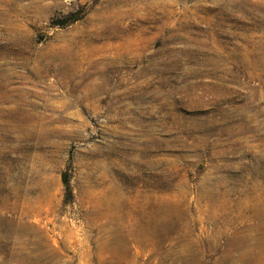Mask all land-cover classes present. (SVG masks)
I'll return each instance as SVG.
<instances>
[{
	"label": "rangeland",
	"instance_id": "obj_1",
	"mask_svg": "<svg viewBox=\"0 0 264 264\" xmlns=\"http://www.w3.org/2000/svg\"><path fill=\"white\" fill-rule=\"evenodd\" d=\"M263 203L264 0H0V264H264Z\"/></svg>",
	"mask_w": 264,
	"mask_h": 264
},
{
	"label": "bare ground",
	"instance_id": "obj_2",
	"mask_svg": "<svg viewBox=\"0 0 264 264\" xmlns=\"http://www.w3.org/2000/svg\"><path fill=\"white\" fill-rule=\"evenodd\" d=\"M253 191V190H252ZM251 192V191H250ZM227 195H229V194H227ZM245 195V194H244ZM258 195L260 196V193H258ZM261 197V196H260ZM217 197H215V200H214V202H218V200L216 199ZM240 198V197H239ZM242 199H243V197H241ZM263 198V197H262ZM257 199H259V197L256 195V194H248L247 195V197H246V200H248V202H252V201H254V200H257ZM241 202H243L241 199H238V204H240V205H238L239 207L241 206ZM255 202V201H254ZM228 203V207L227 206H224L223 207V210L221 211L220 209H219V207L217 206V205H215V207H216V209L217 210H215L217 213L219 212V217H221V216H225L226 214H228V209L231 207L230 205V199L228 198L227 199V201H226V204ZM259 203V202H258ZM252 204V203H251ZM254 205V204H253ZM263 205H264V203H263ZM244 207V206H243ZM252 207V206H251ZM256 209H258V208H256ZM246 210V209H245ZM222 212L223 213H225V214H223V215H221L222 214ZM221 264H228V261H227V259H225V262H222Z\"/></svg>",
	"mask_w": 264,
	"mask_h": 264
},
{
	"label": "trees",
	"instance_id": "obj_3",
	"mask_svg": "<svg viewBox=\"0 0 264 264\" xmlns=\"http://www.w3.org/2000/svg\"><path fill=\"white\" fill-rule=\"evenodd\" d=\"M62 181H63V184L66 187V189H69V183H68L67 175L63 176Z\"/></svg>",
	"mask_w": 264,
	"mask_h": 264
}]
</instances>
